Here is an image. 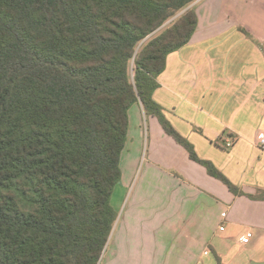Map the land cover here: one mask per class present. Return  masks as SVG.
Here are the masks:
<instances>
[{
    "label": "trees",
    "instance_id": "16d2710c",
    "mask_svg": "<svg viewBox=\"0 0 264 264\" xmlns=\"http://www.w3.org/2000/svg\"><path fill=\"white\" fill-rule=\"evenodd\" d=\"M197 1L0 0V264L101 262L139 103L232 194L264 199L200 158L154 100L197 30L194 7L180 15Z\"/></svg>",
    "mask_w": 264,
    "mask_h": 264
},
{
    "label": "crops",
    "instance_id": "0c3cea01",
    "mask_svg": "<svg viewBox=\"0 0 264 264\" xmlns=\"http://www.w3.org/2000/svg\"><path fill=\"white\" fill-rule=\"evenodd\" d=\"M193 7L197 30L168 56L154 100L200 158L255 196L264 192V52L257 44H264V0H198ZM138 109L135 117H145ZM149 118L143 185L153 194L144 201L158 197L160 206L151 200L143 213L135 200L107 264H264V199L232 194ZM249 231L253 238L242 245Z\"/></svg>",
    "mask_w": 264,
    "mask_h": 264
},
{
    "label": "rangeland",
    "instance_id": "374dc122",
    "mask_svg": "<svg viewBox=\"0 0 264 264\" xmlns=\"http://www.w3.org/2000/svg\"><path fill=\"white\" fill-rule=\"evenodd\" d=\"M152 36L153 34L150 37ZM138 107L142 109V114L145 117H135L140 114ZM129 120L130 124L127 141L120 162L122 177L120 183L115 188L112 197V204L119 214L118 219L120 217V221L117 227H114L113 229V234L109 239L108 246L100 262L101 264H107L109 259H111V249L115 247L116 241H118V238L120 237L118 232H121V225L126 219V213L133 207L135 200H140L138 206L143 213H147L152 209L142 207V205L151 203V200H153L154 202L151 204L153 208H157L156 206H160L161 202L158 197H154V199L152 198L149 201H144V197H148L153 194L152 189H148L150 187H146V182L148 181V164L151 161V152L148 147L150 118L146 117L143 107L139 103L131 107L129 111ZM144 181H146L145 186L143 185ZM163 238L164 236L162 237L161 232H156V237L154 236L155 241H162Z\"/></svg>",
    "mask_w": 264,
    "mask_h": 264
},
{
    "label": "built area",
    "instance_id": "2783aa9c",
    "mask_svg": "<svg viewBox=\"0 0 264 264\" xmlns=\"http://www.w3.org/2000/svg\"><path fill=\"white\" fill-rule=\"evenodd\" d=\"M234 139H229L225 143L226 148H231L234 145ZM259 147L261 150H264V133L261 134L259 137ZM227 216L226 213H223V217L225 218ZM221 230L223 231L224 228L222 227ZM253 238V233L251 231L247 232L242 238H241V244L242 245H248L251 242V239ZM207 254V253H206Z\"/></svg>",
    "mask_w": 264,
    "mask_h": 264
},
{
    "label": "water",
    "instance_id": "95a60500",
    "mask_svg": "<svg viewBox=\"0 0 264 264\" xmlns=\"http://www.w3.org/2000/svg\"><path fill=\"white\" fill-rule=\"evenodd\" d=\"M190 8H192V6L189 7V8H187V9H186L185 11H183L180 15L184 14V13H185L187 10H189ZM180 15H178L177 17H179ZM177 17H175L174 19H176ZM174 19H173V20H174ZM173 20H172V21H173ZM170 22H171V21H170ZM170 22H169V23H170ZM169 23L165 24L163 27H161V28H160L159 30H157L155 33H157V32H159L160 30H162V29H163L164 27H166V25H168ZM155 33H154V34H155ZM154 34H153V35H154Z\"/></svg>",
    "mask_w": 264,
    "mask_h": 264
}]
</instances>
